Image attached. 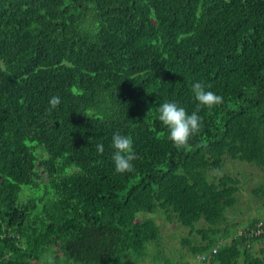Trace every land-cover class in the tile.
I'll return each instance as SVG.
<instances>
[{
    "label": "trees",
    "instance_id": "1",
    "mask_svg": "<svg viewBox=\"0 0 264 264\" xmlns=\"http://www.w3.org/2000/svg\"><path fill=\"white\" fill-rule=\"evenodd\" d=\"M195 82L223 102L198 106ZM166 101L202 117L183 147ZM114 133L131 172L114 171ZM228 160L263 172L264 206V0H0V264H175L164 222L199 263L264 264V238L239 233L264 215L229 217Z\"/></svg>",
    "mask_w": 264,
    "mask_h": 264
},
{
    "label": "clouds",
    "instance_id": "2",
    "mask_svg": "<svg viewBox=\"0 0 264 264\" xmlns=\"http://www.w3.org/2000/svg\"><path fill=\"white\" fill-rule=\"evenodd\" d=\"M191 91L200 107L211 109L223 102L222 96L211 90H207L200 82L193 83ZM59 103V97L54 96L49 100L52 108L58 106ZM157 113L158 120L167 129V138L177 148L185 146L203 126V120L198 111L188 113L176 101H166L159 104ZM110 147L113 149L112 162L114 171L117 174L133 171L132 162L136 159V155L132 139L127 135L114 133L111 138ZM95 149L100 154L105 150L102 143L96 144ZM45 259L46 264H56L55 257L51 253L46 254Z\"/></svg>",
    "mask_w": 264,
    "mask_h": 264
},
{
    "label": "rangeland",
    "instance_id": "3",
    "mask_svg": "<svg viewBox=\"0 0 264 264\" xmlns=\"http://www.w3.org/2000/svg\"><path fill=\"white\" fill-rule=\"evenodd\" d=\"M223 173H232L242 181L240 201L237 207L234 208L236 210L233 209L229 212V217L233 221H242L248 220L252 216L261 217L264 215V206H261L259 203L261 201L257 200L252 193V189L263 182V172L251 164L239 160H228ZM204 225H207L205 221H201L198 227ZM187 233H189V229L179 223L164 222L163 245L165 249L160 254L163 257H168L172 263L175 261V264H182L184 261H189L192 264H207L199 263V261L194 260L193 256L188 254L189 248L182 242L183 236ZM198 239H201V236H198ZM140 264H156V262L152 263L151 259L148 258ZM157 264H163V260H159Z\"/></svg>",
    "mask_w": 264,
    "mask_h": 264
},
{
    "label": "built area",
    "instance_id": "4",
    "mask_svg": "<svg viewBox=\"0 0 264 264\" xmlns=\"http://www.w3.org/2000/svg\"><path fill=\"white\" fill-rule=\"evenodd\" d=\"M239 233L244 237L250 238V240L254 238H264V219L258 221L251 228L241 229ZM212 252L215 254L217 252V249H213ZM208 257H210V254H204L199 256L200 259H205Z\"/></svg>",
    "mask_w": 264,
    "mask_h": 264
},
{
    "label": "crops",
    "instance_id": "5",
    "mask_svg": "<svg viewBox=\"0 0 264 264\" xmlns=\"http://www.w3.org/2000/svg\"><path fill=\"white\" fill-rule=\"evenodd\" d=\"M260 248H264V241L256 245V251H260Z\"/></svg>",
    "mask_w": 264,
    "mask_h": 264
}]
</instances>
